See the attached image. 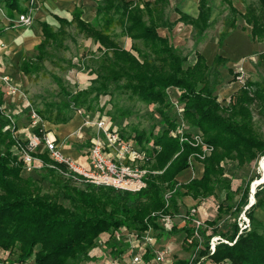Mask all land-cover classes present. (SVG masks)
<instances>
[{
  "label": "trees",
  "instance_id": "16d2710c",
  "mask_svg": "<svg viewBox=\"0 0 264 264\" xmlns=\"http://www.w3.org/2000/svg\"><path fill=\"white\" fill-rule=\"evenodd\" d=\"M213 1L200 0L195 16L181 13L180 19L193 26L197 42L204 39L212 24ZM220 4L229 9L219 33L221 43L231 30L241 25L233 0H221ZM169 13V0H102L94 21L83 20L78 10L72 21L62 19L58 29L43 25L45 37L37 47L38 54L33 59L25 57L21 63V69L29 77L45 72V60L59 64L56 56L60 57L58 54L65 48L67 28L74 27L99 45L96 51H90L85 65L95 75L90 84L76 90L62 86L61 93L67 100L44 102L42 107H35L38 113L53 123L67 122L78 109L101 113L102 94L111 96L110 103L117 95L127 94L128 99L153 104L160 115L159 127L154 126L149 132L136 128L129 135L123 130L122 133L137 140L150 157L144 166L156 172L148 174L146 188L132 192L91 183L79 187L72 182L76 180L73 177L45 166L54 190L44 191L41 179L35 176L36 170H24V161L15 148L18 141L24 145L27 141L13 135V129H4L10 119L0 109V261L83 264L97 258L92 251L99 246L100 237L105 239L102 254L122 257L128 244L115 239L114 230L126 227L145 231L151 226L158 237L184 232L183 247L191 255L195 253V257L192 263L191 257H176L173 264L198 261L204 264L206 260L264 264V223L255 216L257 208L264 210V182L258 184L255 202L246 210L250 226L239 233L237 217L249 204V181L234 188L225 165L230 161L241 167L264 156V134L257 128L254 117V110L264 116V82L248 77L229 101L222 103L217 90L224 83L220 67H226L227 59L218 54L208 64L205 56L196 51L189 60L168 37L158 32L160 26L171 27ZM239 13L248 26L251 24V37L264 40V0L248 2L246 10ZM121 36L131 38L130 48L122 44ZM258 60L264 64V52L258 54ZM77 64L71 62V66ZM229 72L234 73L231 68ZM239 74L234 73L232 80ZM175 100L182 111L172 104ZM113 107L107 115L116 125L119 116L124 119L131 113L130 107L124 110L117 103ZM180 120L191 128L185 132L188 138L199 133L213 147L204 158L196 159L202 173L183 182L177 175L190 168L191 155L203 150L201 145L181 141L172 134L173 130L178 131ZM33 131L43 134L39 128ZM38 155L46 164L54 162L47 149ZM255 178L253 183L260 180L259 175ZM167 190L173 191L168 203ZM217 192H224L225 197L218 205L217 216L206 219L200 229L202 245L197 250L199 240L188 241L193 233L190 223L168 232L159 222L162 213L179 212L183 197L200 201ZM238 193L240 196L235 199ZM229 214L235 217L231 226L219 229L218 220ZM216 234L231 243L220 241L211 253V238ZM153 255V251L145 252V261ZM202 257L205 259L201 260Z\"/></svg>",
  "mask_w": 264,
  "mask_h": 264
},
{
  "label": "crops",
  "instance_id": "0c3cea01",
  "mask_svg": "<svg viewBox=\"0 0 264 264\" xmlns=\"http://www.w3.org/2000/svg\"><path fill=\"white\" fill-rule=\"evenodd\" d=\"M101 1L0 0V109L3 115L10 119L9 124L13 123V135L25 139L29 132L33 130V127L28 125L25 115L27 110L26 104L19 95L7 94V87L3 77L11 79L16 85H25L28 76L21 69V63L25 57L33 59L38 54L37 47L45 37L43 25L48 24L53 29H58L62 24V19L72 21L78 10L81 12V18L83 20L94 21L97 16L98 4ZM199 2L200 0H169V21L172 25L171 27H158L159 34L168 37L177 48L186 45L190 41L189 38L192 35L193 26L180 19L181 13L191 16L197 15ZM216 2L217 0H215ZM213 9L210 20H213L218 14V10ZM23 13L32 16L33 23L31 25H24L18 21L20 14ZM120 41L126 48L131 47L132 40L130 37L121 36ZM98 45L99 43H97V47ZM259 50L260 42L251 37L250 28L241 25L239 28L231 30L222 44L219 42L218 36H206L200 43L199 49H194L192 53L195 54L196 51L202 53L208 64H212L215 56L218 54L227 59L226 67H220L224 77V83L220 87V91L222 94H226L227 89H232L233 91L230 93L232 95L242 84L239 83L237 78L232 80L234 75H231L233 73L229 72V68L234 73H240L237 76L238 78H248V75L255 70L254 56L257 55ZM83 75L81 74V78H83ZM107 100L106 98L104 108L107 107L108 111L111 103L107 102ZM88 115L79 112L74 113L73 117L65 123L45 121L47 130L52 131L58 138L61 151L82 162L87 160L89 150H80L72 145L75 144L74 142L83 143L86 140L85 136L82 137V130L86 127H82V125L84 118ZM106 116L112 121L110 116ZM196 169L199 174L202 173V167H196ZM191 174L192 172L185 177L190 179L193 177ZM185 198L188 200L187 203H198L191 196H185ZM201 202L203 201L200 200L199 203ZM185 208L186 205H182L180 211H185ZM97 251H103V249H94L92 253L97 258L87 261V264H99L101 254H98ZM207 264L214 263L208 260Z\"/></svg>",
  "mask_w": 264,
  "mask_h": 264
},
{
  "label": "built area",
  "instance_id": "2783aa9c",
  "mask_svg": "<svg viewBox=\"0 0 264 264\" xmlns=\"http://www.w3.org/2000/svg\"><path fill=\"white\" fill-rule=\"evenodd\" d=\"M20 23L24 25H31L33 18L27 13L20 14ZM7 87V94L15 95L21 89L14 84L11 79L3 77ZM178 111H182V107L177 100L174 101ZM77 112H82L78 109ZM30 123L33 129L39 128L43 131L42 135L31 130L25 139L27 144L24 145L18 141L15 145L17 152L20 153L24 161L25 171L41 170L45 166H49L57 170L64 176H71L76 180L84 183H91L94 185L112 186L115 188L128 190L132 192H139L147 187V177L151 171L144 166L150 157L147 152L141 147L137 140L133 137H126L122 133L121 128L109 120L107 115V107L103 112H96L94 116L88 115L84 118L82 127H96L97 133L91 137V147L88 151L87 160L82 162L74 159L71 156L64 154L60 149L59 140L56 135L44 128L45 121L38 113L36 108L30 107L28 111ZM13 123L5 126L4 129L13 128ZM189 131L186 123L180 120L178 131L173 130L174 136H179L180 140H189L194 145H201L203 152H196L189 158L191 168H193L194 161L197 158H204L213 147L203 141L199 133H194L193 138L190 139L185 135ZM47 149L49 156L54 162L46 164L44 160L38 155L39 151ZM264 158V156H263ZM259 184V183H257ZM252 191V189H251ZM172 190H167L165 199L167 203L172 195ZM255 190L252 191L249 204L239 213L237 221L239 224V233L244 229L249 228L250 218L247 215V208L255 202ZM253 198V199H252ZM205 199H202L204 201ZM197 205V206H196ZM200 206L198 204L192 205L185 211H180L177 214L162 213L159 217L161 225L165 231H171L175 226L180 228L190 223L193 233L188 238L192 241L193 238L199 240L196 250L202 245V238L200 229L204 227L205 220L200 214ZM229 217V215H227ZM110 236V234H106ZM113 236L117 240L125 241L128 246L126 254L119 257H106L102 264H173V260L168 258V249L159 250L157 248L159 238L153 227H149L145 231L129 230L126 227L115 229ZM220 241L229 242L220 234L213 235L210 243V251L213 253L216 249V244ZM99 245H103L105 239L100 237ZM101 248L96 247L94 249ZM93 249V250H94ZM153 251V258L145 261L144 253ZM102 251H100V254ZM99 254V253H98ZM195 257V253L191 256V263ZM205 259L202 257L201 260ZM0 264H20L17 261H0ZM195 264H200V261ZM214 264H230L228 261H222Z\"/></svg>",
  "mask_w": 264,
  "mask_h": 264
},
{
  "label": "rangeland",
  "instance_id": "374dc122",
  "mask_svg": "<svg viewBox=\"0 0 264 264\" xmlns=\"http://www.w3.org/2000/svg\"><path fill=\"white\" fill-rule=\"evenodd\" d=\"M253 0H233V6L237 9L236 17L238 19V23L240 25L248 26L247 22L244 20V18L240 15L239 12H244L246 10L248 2ZM221 0H217L215 3V0L213 1V10H218V14L214 17L212 21L211 26L208 28L206 36H218L220 31L223 29L224 25V19L226 15L228 14V8L225 7V5L220 4ZM223 10V13L220 14V11ZM249 28L251 27L248 26ZM239 28V27H238ZM67 38L64 41V49L60 52V57L56 56L59 60V64L54 65L49 60L44 61V67L45 72L42 70L37 75L28 76L26 78L25 85H17L21 91L23 92L16 93L15 95H19V97L23 100V102L26 104L27 110L25 112L28 125L30 126V117L28 114V111L30 107L35 108L36 106L42 107L44 105V102H51V101H66L67 97L61 93L62 86H66L67 88L76 90L78 88H85L90 84V80L95 75L90 72V69L86 68L87 60L90 56V51H96L97 50V43L94 42L93 39L86 38L84 34L79 33L74 27L67 28ZM190 41L186 43V45H183L182 47H178L179 51H181L183 54L188 56V59L191 60L192 58V51L194 49H199L200 43L202 41L197 42L193 34L189 38ZM224 41V40H223ZM222 41V42H223ZM259 41V40H258ZM221 42V44H222ZM260 42V50L258 51L257 55L254 56V67L255 70L251 72L248 77L252 81H262L264 82V64H260L258 61V54L261 52H264V40L259 41ZM71 62L78 63L77 65L71 66ZM240 68V66H239ZM238 68V69H239ZM238 73V72H237ZM81 74L83 75V78H81ZM231 75H234L231 74ZM237 80H239L240 84H243L245 81L244 77H237ZM222 86V85H221ZM220 86V87H221ZM218 88L217 94L219 96V99L222 101V103H227L229 101V98L231 96L230 93H232V89H227L226 94L221 93V88ZM228 87V86H227ZM179 94V93H178ZM106 98L108 99L107 102H111V96L102 94L100 96V105L101 107H105L104 103L106 101ZM172 100V99H171ZM117 103L118 106L124 110L127 108H131V113L127 115L124 119L123 116H119L118 120L120 121L117 125L123 130L126 135H129L134 129H143L147 132H149L152 127H156L158 116H160L153 104H146L142 101L138 100H131L127 98V94H119L117 95L114 102L110 104V108L113 107V104ZM174 104V103H172ZM173 107V105H172ZM174 108V107H173ZM172 108V109H173ZM108 109V110H109ZM114 110V107L112 108ZM175 109V108H174ZM82 112L85 115H91L94 116L96 112L86 111L81 109ZM174 112V111H173ZM24 113V112H23ZM75 113H78L77 111ZM175 113V112H174ZM173 113V114H174ZM254 117L256 121V126L264 134V116L259 113L258 110H254ZM159 127V125H157ZM46 128V123L44 126ZM83 129V128H82ZM81 129V130H82ZM157 129V128H156ZM191 129L190 127L188 128ZM97 133L96 127H86L82 130V137L85 136L86 140L83 143L74 142L75 144L72 146H75L79 148L80 150L88 151L91 147V137L95 136ZM148 146H152V143L147 144ZM264 159L263 156H260L258 159L253 161L251 164L245 165V166H238L235 162L228 161L226 165L227 174L231 176L232 178V184L235 188L239 183H244L249 181V200L251 197V189L256 191V188L258 186L257 183L264 182ZM197 168L201 167V164L194 161L193 168L186 169L182 172H180L177 175V178L179 181H188L189 178L185 177L186 175L191 174V176L196 177L199 176V172H197ZM149 168V167H148ZM259 175L260 180L256 181V176ZM35 176L39 177L41 179V183L43 186L44 191H52L54 190V187L52 185V179L50 177V174L47 170L44 168L41 170L35 171ZM253 179V180H252ZM72 182L79 186V187H85V183L79 180H72ZM255 195V194H254ZM240 194H236L235 199L239 198ZM225 193L224 192H217L215 195L210 196L206 198L203 202L199 203H187L188 200H186L185 197L180 199V207L183 205H186V210L195 204H198L200 206V216L203 219H212L217 216V209L219 203L224 199ZM197 206V205H196ZM255 216L264 223V210L261 208H257L255 210ZM234 216H231L229 214V217L226 215L223 216V218L219 219L217 222L218 228L222 230H226L231 226L232 220L234 219ZM161 223V221L159 220ZM184 232L179 233H165L163 236L158 237L159 242L157 245V248L159 250L162 249H168V255L167 257L174 260L176 257H191V253L184 249L183 247V240H184ZM103 245H99L102 249ZM97 253H100V251H97ZM127 252H125L126 254ZM124 255V254H123ZM101 259L99 261V264H102V261L106 258V255L104 253L100 255ZM208 260L204 262V264H207ZM83 264H87V261Z\"/></svg>",
  "mask_w": 264,
  "mask_h": 264
},
{
  "label": "bare ground",
  "instance_id": "6f19581e",
  "mask_svg": "<svg viewBox=\"0 0 264 264\" xmlns=\"http://www.w3.org/2000/svg\"><path fill=\"white\" fill-rule=\"evenodd\" d=\"M63 132V131H62ZM264 159V158H263ZM264 164V163H263ZM253 191V190H252ZM253 199V198H252Z\"/></svg>",
  "mask_w": 264,
  "mask_h": 264
}]
</instances>
